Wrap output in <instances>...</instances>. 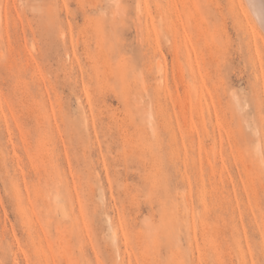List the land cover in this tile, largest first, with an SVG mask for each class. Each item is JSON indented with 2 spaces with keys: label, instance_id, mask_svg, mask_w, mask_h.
<instances>
[{
  "label": "rangeland",
  "instance_id": "rangeland-1",
  "mask_svg": "<svg viewBox=\"0 0 264 264\" xmlns=\"http://www.w3.org/2000/svg\"><path fill=\"white\" fill-rule=\"evenodd\" d=\"M242 1L0 0V264H264Z\"/></svg>",
  "mask_w": 264,
  "mask_h": 264
},
{
  "label": "bare ground",
  "instance_id": "bare-ground-1",
  "mask_svg": "<svg viewBox=\"0 0 264 264\" xmlns=\"http://www.w3.org/2000/svg\"><path fill=\"white\" fill-rule=\"evenodd\" d=\"M239 1V3L241 2V3H243V1L242 0H237V2ZM249 4H250V6L252 7V11L251 12H253L254 11V13L256 14L255 16H257L258 18L257 19H259V21H260V25L258 24L257 26H259L258 27V30H259V28H260V26L263 28V34H264V0H246ZM232 2H234V3H237L236 2V0H232ZM240 3V4H241ZM235 5H237V4H235ZM242 5V4H241ZM240 6V5H239ZM246 4H244V8L246 9ZM249 6V5H248ZM247 6V7H248ZM241 7V6H240ZM239 7V8H240ZM249 9V8H248ZM238 10H240V9H238ZM247 10V9H246ZM248 12V11H247ZM248 13H250V10H249V12ZM251 14V13H250ZM250 14L248 15V16H250ZM244 16V15H243ZM245 17H247V16H245ZM250 18V17H249ZM248 18V19H249ZM247 19V18H246ZM257 19H254L253 18V21L254 20H257ZM245 20V19H244ZM251 20H252V17H251ZM250 20V21H251ZM249 21V24H247V25H250V22ZM246 22H248V21H246ZM256 22V21H255ZM254 22V23H255ZM253 24V23H252ZM254 26H256V23H255V25ZM253 29H254V27H253ZM251 30H252V27H251ZM261 30H259V31H261ZM250 32V31H249ZM252 32H254L253 30H252ZM257 32V31H256ZM260 33V32H259ZM251 36V35H250ZM253 36H254V33H253ZM262 36V35H261ZM255 37V36H254ZM254 39V38H253ZM255 39H256V37H255ZM254 39V40H255ZM262 39H264V38H262ZM256 41V40H255ZM263 43V42H262ZM255 44H257L256 42H255ZM263 46H264V43H263ZM257 47V46H256ZM259 50V49H258ZM256 51H257V49H256ZM258 53V52H257ZM117 237V236H116ZM116 241V240H115ZM117 242V241H116Z\"/></svg>",
  "mask_w": 264,
  "mask_h": 264
}]
</instances>
